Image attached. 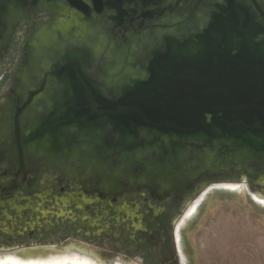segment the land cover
<instances>
[{"label":"flooded vegetation","instance_id":"af4514ba","mask_svg":"<svg viewBox=\"0 0 264 264\" xmlns=\"http://www.w3.org/2000/svg\"><path fill=\"white\" fill-rule=\"evenodd\" d=\"M242 11L264 36V0H0V262L185 264L210 189L264 202V155L75 112L81 94L124 99L168 48Z\"/></svg>","mask_w":264,"mask_h":264},{"label":"water","instance_id":"95a60500","mask_svg":"<svg viewBox=\"0 0 264 264\" xmlns=\"http://www.w3.org/2000/svg\"><path fill=\"white\" fill-rule=\"evenodd\" d=\"M255 30L259 26L246 12L237 18L216 16L196 40L181 42L154 59L147 68L148 83L128 88L132 93L116 103L81 94L75 112L87 111L85 119L111 114L113 122L131 128L141 123L163 127L202 146L214 139L228 154L259 158L264 155V36L254 40ZM122 83L120 79L116 89ZM204 106L222 114H207L201 111ZM260 177L257 185L263 192L264 173Z\"/></svg>","mask_w":264,"mask_h":264},{"label":"rangeland","instance_id":"374dc122","mask_svg":"<svg viewBox=\"0 0 264 264\" xmlns=\"http://www.w3.org/2000/svg\"><path fill=\"white\" fill-rule=\"evenodd\" d=\"M247 187L241 183L207 192L184 230L185 264H264V202L253 199ZM0 264H22V260Z\"/></svg>","mask_w":264,"mask_h":264},{"label":"bare ground","instance_id":"6f19581e","mask_svg":"<svg viewBox=\"0 0 264 264\" xmlns=\"http://www.w3.org/2000/svg\"><path fill=\"white\" fill-rule=\"evenodd\" d=\"M258 196L260 197H264V194L260 193V194H257Z\"/></svg>","mask_w":264,"mask_h":264}]
</instances>
